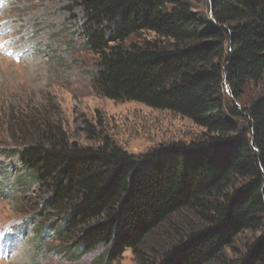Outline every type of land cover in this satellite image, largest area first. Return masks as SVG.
Masks as SVG:
<instances>
[{
    "label": "trees",
    "instance_id": "obj_1",
    "mask_svg": "<svg viewBox=\"0 0 264 264\" xmlns=\"http://www.w3.org/2000/svg\"><path fill=\"white\" fill-rule=\"evenodd\" d=\"M74 1L98 57L97 93L180 114L203 132L141 154L107 137L69 142L59 127L23 145V172L43 194L40 241L50 232L71 260L102 246L104 264L127 249L137 264H264V95L242 109L222 97L225 85L239 98L264 77V0ZM141 31L154 37L126 43ZM182 211L202 224L154 237ZM245 231L252 241L228 259Z\"/></svg>",
    "mask_w": 264,
    "mask_h": 264
},
{
    "label": "rangeland",
    "instance_id": "obj_2",
    "mask_svg": "<svg viewBox=\"0 0 264 264\" xmlns=\"http://www.w3.org/2000/svg\"><path fill=\"white\" fill-rule=\"evenodd\" d=\"M83 17L74 0H0V264H104L97 260L102 246L71 260L61 248L67 243L50 232L40 241L37 213L43 194L23 172L18 159L23 145L58 127L69 142L97 146L107 137L134 154L202 135L203 128L185 116L97 93L92 73L98 57L84 46ZM153 37L141 31L126 43ZM262 95L264 77L249 81L239 98L226 85L222 93L226 108L238 109ZM55 217L49 212L41 218L49 224ZM185 220L202 224L182 211L154 237L165 243L167 235L178 233L177 226L188 229ZM253 237L242 232L224 254L235 258ZM137 263L127 249L111 264Z\"/></svg>",
    "mask_w": 264,
    "mask_h": 264
}]
</instances>
